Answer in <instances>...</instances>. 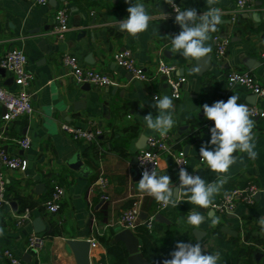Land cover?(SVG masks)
<instances>
[{
    "label": "crops",
    "instance_id": "crops-1",
    "mask_svg": "<svg viewBox=\"0 0 264 264\" xmlns=\"http://www.w3.org/2000/svg\"><path fill=\"white\" fill-rule=\"evenodd\" d=\"M175 1L182 10L195 8L198 16L208 11L206 0ZM135 2L137 0L130 3L126 0H49L39 4L37 0H0V60L9 51L21 50L28 58V71L33 75L30 87L33 113L30 116L7 122L3 119L6 110L0 103V146L28 163L25 171L0 165L10 202L0 210V229L3 230L0 264H6L3 256L6 249L12 250L22 264H77L68 243L71 240H97L99 246L90 250V262L97 264L106 256L109 258L98 236L108 234L111 228L116 230L124 210L138 206L141 214L148 218L159 214V203L138 191L137 183L141 178L134 170L138 168L140 150L136 146L142 136L158 135L146 127L143 117L149 113L158 115L153 97H171V91L164 76H154L149 82L132 78L115 63L116 53L131 50L138 65L150 73H155L159 62L178 67L177 74L185 82L181 98L173 101L176 123L167 133L169 144L175 151L184 152L190 169L207 182L215 181L217 174L199 156L202 145L207 144L210 150L214 148L205 128L213 121L205 118L202 106L205 103L211 106L219 100L226 102L234 94L239 97L238 103L248 107L256 105L264 111V99L257 97L256 103L251 105L254 94L241 87L229 88L226 80L231 71H247L264 86L261 59L264 0H257L254 8L244 12L236 10L237 0H218L213 5L222 13L221 23L207 42L212 48L210 67L200 75L191 74L196 61L171 51V37L182 29L175 23V16L164 0H139L152 16L147 31L132 37L116 29L117 22L128 17L127 8ZM64 9L68 12L69 30L61 35L57 29V14ZM83 30L85 36L78 38ZM216 36L229 40L226 57L219 61L215 58ZM65 55L76 57L84 68L108 75L118 86H90L89 90L85 86L78 87L63 65ZM249 60L254 62L253 69L247 68ZM6 73L5 78L0 76V88L18 92L17 82ZM254 122L258 156L253 161L246 154H234L237 163L231 167L229 178L214 197V203L232 190L244 189L251 183L258 186L260 193L264 191V118L254 119ZM64 123L82 129L95 126L102 135L93 142H76L62 130ZM24 137L31 141L28 149L15 143L16 139ZM241 156L243 162H240ZM77 163L82 166L76 167ZM159 172L170 175L173 185H179V175L170 157H164ZM100 176L109 180L107 201L102 199L97 186ZM55 185L64 188L65 194L60 211L50 213L45 203ZM193 207L187 201H182L177 208L169 206L162 215L171 223H161L164 227L155 231L159 245L165 244L172 253L177 250L178 242H199L205 254H220L219 264H264V231L258 223L264 217L263 197L254 198L250 205L240 202L234 218L214 214L213 208L196 209L205 215L212 212L219 220L213 224L212 217L206 218L198 229L205 233L201 241L193 233L196 229L187 224V214ZM25 209L32 210L31 221L19 226L16 216ZM37 217L45 225L41 234L47 239L39 255L28 250V239L35 234L32 222ZM240 223H243L241 230ZM170 227L175 232L170 233ZM223 227L237 231L238 236L226 234ZM217 229L224 235H219ZM247 249L252 251V256ZM222 253H233L234 257L226 263L222 261ZM256 253L261 257L256 258ZM25 257L28 261H24Z\"/></svg>",
    "mask_w": 264,
    "mask_h": 264
},
{
    "label": "clouds",
    "instance_id": "clouds-1",
    "mask_svg": "<svg viewBox=\"0 0 264 264\" xmlns=\"http://www.w3.org/2000/svg\"><path fill=\"white\" fill-rule=\"evenodd\" d=\"M131 2V0H126ZM172 6L176 13L175 23L181 26V31L171 37V51L181 54L184 58L196 61V66L192 68L191 74L201 71V63L211 53L212 48L208 45L210 34L217 31V26L221 23V11L214 7L218 0H206L208 11L202 15L197 14L195 8H185L181 10L176 6L174 0H164ZM128 17L117 22L118 29L126 32L132 37L148 30L152 16L146 10L143 3L135 2L127 8ZM165 14V19H167ZM159 34V33H158ZM175 93L153 97V106L158 109V115L151 113L143 117L146 127L165 136L175 125L174 119V99ZM239 97L231 95L227 101L219 100L211 106L205 103L203 114L207 120L214 122V127L210 129V144L214 146L212 150L207 144L199 149V156L208 168L217 174V179L207 182L200 175L189 174L181 167L179 170V185H173L170 175L161 174L157 170L155 158L149 153L140 159L142 164L154 162L155 167L149 171L145 168L142 178L137 183L138 191L154 198L164 207L171 206L177 208L182 201H187L193 205V211L187 214V224L193 229H199L206 218L212 217V223H219L218 218L212 212L207 215L196 209L214 208V197L219 194L223 185L227 182L230 169L237 163L235 153L246 154L250 160H255L258 153L255 151V134L253 129L255 122L252 119V112L244 103H238ZM243 162V156L239 157ZM177 164H182L176 161ZM159 172V174H158ZM183 198H186L184 200ZM261 230L264 231V217L258 221ZM3 230L0 229V235ZM175 251L171 253V259H165L163 264H219L220 254H205L199 242L195 244L178 242Z\"/></svg>",
    "mask_w": 264,
    "mask_h": 264
},
{
    "label": "built area",
    "instance_id": "built-area-1",
    "mask_svg": "<svg viewBox=\"0 0 264 264\" xmlns=\"http://www.w3.org/2000/svg\"><path fill=\"white\" fill-rule=\"evenodd\" d=\"M49 0H37L39 4H46ZM257 0H237L236 10L238 12L249 11L254 8ZM176 6L179 4L174 0ZM172 14L176 16L171 5H169ZM181 8V7H180ZM182 10V9H181ZM58 32L63 35L69 30V17L66 9L61 10L57 14ZM216 42L215 58L219 61L226 57L229 40L216 36L214 38ZM261 59L264 62V50L261 53ZM115 63L125 70L132 78L142 82H149L154 76L166 77V82L170 88L171 95L175 93L176 100L181 98L182 85L185 79L177 74L178 67L174 64H168L159 62L156 67L155 73H150L143 67L139 66L133 52L129 49L122 50L115 54ZM63 65L69 70V74L72 77L74 83L78 87L89 85L96 88L101 87H116L118 82L108 75L95 71L90 68H84L80 65L76 57L72 55H65L63 58ZM0 67L6 70L13 79L17 82L20 90L18 92H11L4 88H0V103L4 106L6 113L4 120L7 122L15 121L23 116H30L33 113L32 95L30 93L31 83L33 81V75L28 71V58L26 54L21 50H12L7 52L0 60ZM226 80L229 88L241 87L252 94L256 95L260 99H264V86L259 80L247 71H231L227 73ZM252 112V119L264 118V111L258 106H249ZM214 127V123H207L205 128L208 131V135L211 136L210 129ZM62 130L69 134L71 138L76 142H93L97 140L102 131L97 127H91L89 129H82L74 127L68 123L62 125ZM17 143L22 149H28L31 146V141L28 137L16 139ZM151 154L155 158L157 170L159 171L162 165V161L165 156L170 157L174 162V167L177 173L181 167L185 168L189 174L199 175L190 169L189 160L186 154L182 151H175L169 144V135L165 136L155 135L148 137L147 147L140 150L137 154V167L142 172L146 169L151 171L155 164L149 162L142 164L141 160L145 154ZM176 161H180L182 164H177ZM0 165L10 170L25 171L28 163L17 155L9 154L2 146H0ZM159 174V172H158ZM97 186L102 192V199L107 201L106 195L107 188L109 186V180L105 176H100L97 180ZM6 181L3 174L0 173V210L9 206V200L6 193ZM260 193V190L256 184H249L244 189H235L224 195L218 202L214 203L213 210L222 217L228 215H235L238 204H253L255 196ZM64 188L59 185H55L50 198L45 203V209L50 213H58L61 209V202L64 198ZM168 207H164L159 203L158 213L163 214ZM32 210L25 209L22 213L16 216L17 225L21 226L31 221ZM142 222H146L150 232L153 231L154 223L156 222L155 216L148 218L147 220H141V210L138 206L130 207L122 212L117 228L122 230H130L136 232L138 225ZM243 223H240V230L243 228ZM46 236L42 234H32L28 239V250L35 255H39L46 246ZM245 244L253 245L248 241H244ZM99 246L97 240L90 242V250ZM6 264H22L20 258L15 253L6 249L3 253ZM97 264H113L106 256L101 259Z\"/></svg>",
    "mask_w": 264,
    "mask_h": 264
},
{
    "label": "water",
    "instance_id": "water-1",
    "mask_svg": "<svg viewBox=\"0 0 264 264\" xmlns=\"http://www.w3.org/2000/svg\"><path fill=\"white\" fill-rule=\"evenodd\" d=\"M79 24H77L76 26L78 27ZM116 29H118V25L116 26ZM123 32V31H122ZM86 34V31L83 30L81 32V34H79L78 38L84 37ZM211 55H209L208 57H206L202 62H198L201 63V71L198 72L197 74H201L203 73L206 69H208L210 67V62H211ZM248 69H253L254 68V62L252 60H249V64L247 65ZM0 76L5 78L7 76L6 70L1 69L0 70ZM10 81H12V79H9ZM85 89L89 90L90 86L89 85H85ZM256 99L257 96L254 95L251 98V105H254L256 103ZM148 138L146 136H142V138L140 139L139 143L137 144V150H143L147 144ZM138 164V162H136V165ZM82 166V163H77L76 167ZM134 174H137L140 178V170L139 168H136L134 170ZM42 187V186H41ZM261 197H263L264 199V191L262 193H258L255 196V199L258 200ZM213 213L215 214V211L213 210ZM228 218H234L235 215H228ZM148 219V216L144 213L141 214V220L145 221ZM156 222L158 223H162V224H170L171 222L162 214H157L155 216ZM32 226H33V231L35 234H41L45 231V225L42 221V219L40 217H37L34 219V221L32 222ZM222 231L225 232L226 234L230 235V236H234L237 237L238 236V232L235 230H231L228 229L226 227L222 228ZM115 235L112 239V244H118L121 243L124 245L125 250L128 254L127 257V264H151L150 262H148L143 253L141 252V244H140V239L136 236V234L130 230H122L120 228H117L115 230ZM196 239L198 241H201L202 238L205 236V233L202 232L201 230H194L193 231ZM69 246L75 256L76 259V263L77 264H91L90 262V242L89 241H85V240H71L68 242ZM254 256L256 258H260L261 254L256 253L254 254ZM24 261H28V258L25 257Z\"/></svg>",
    "mask_w": 264,
    "mask_h": 264
},
{
    "label": "trees",
    "instance_id": "trees-1",
    "mask_svg": "<svg viewBox=\"0 0 264 264\" xmlns=\"http://www.w3.org/2000/svg\"><path fill=\"white\" fill-rule=\"evenodd\" d=\"M159 227H164L161 223L155 222L153 231L150 232L146 222H142L138 225L136 229V236L141 240V252L143 253L145 259L151 264H163L165 259H171V252L165 248V244L159 245V241L156 238L155 231ZM175 232V230L170 227V233ZM219 235H224L220 229H217ZM115 230L110 229V232L103 236H98L100 243L106 248L107 254L110 261L113 264H127L128 254L125 250L123 244H112V239L115 235ZM193 242L192 244H195ZM201 244V243H200ZM246 248H243V252H246ZM247 251L252 256V251L247 249ZM240 252V251H239ZM254 253V252H253ZM222 261L228 262L229 259L234 257L233 253H222Z\"/></svg>",
    "mask_w": 264,
    "mask_h": 264
}]
</instances>
